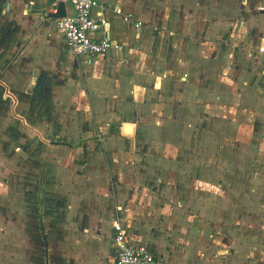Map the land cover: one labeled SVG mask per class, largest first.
Wrapping results in <instances>:
<instances>
[{
    "label": "crops",
    "instance_id": "crops-1",
    "mask_svg": "<svg viewBox=\"0 0 264 264\" xmlns=\"http://www.w3.org/2000/svg\"><path fill=\"white\" fill-rule=\"evenodd\" d=\"M97 1L115 46L88 56L50 0H0V264H112L115 220L160 264H264V0Z\"/></svg>",
    "mask_w": 264,
    "mask_h": 264
},
{
    "label": "built area",
    "instance_id": "built-area-1",
    "mask_svg": "<svg viewBox=\"0 0 264 264\" xmlns=\"http://www.w3.org/2000/svg\"><path fill=\"white\" fill-rule=\"evenodd\" d=\"M59 2L72 8V13L56 18V26L63 37L65 46L77 55H106L115 46L106 34L108 19L104 15L108 7L97 0H50L49 12L56 13ZM99 7V13L93 8ZM114 12L123 14L120 8ZM125 23L138 26L141 22L131 14H123ZM264 56V46L259 48ZM100 138V135H99ZM113 246L115 258L112 264H160L157 256L147 244L132 240L118 220L113 222Z\"/></svg>",
    "mask_w": 264,
    "mask_h": 264
},
{
    "label": "rangeland",
    "instance_id": "rangeland-1",
    "mask_svg": "<svg viewBox=\"0 0 264 264\" xmlns=\"http://www.w3.org/2000/svg\"><path fill=\"white\" fill-rule=\"evenodd\" d=\"M224 123H225V125H223V126H220V133L221 134H223V135H229V134H231V133H234V135L236 136V137H240L241 138V140H243V141H246L247 139H249V140H254L255 141V144H256V146L257 147H254V148H258V141H256V138H258V136H259V133H260V131H259V129H260V127H259V125H256L254 128L253 127H244V130H242V131H240V129L241 128H238V127H236L235 125L233 126V125H231V126H228V125H226L227 124V118H225V120H224ZM232 129V128H234L235 130H231V131H229V129ZM249 128H252V129H249ZM246 142H248V141H246ZM173 145L175 146L174 147V149H179V147H177V145H178V142H174L173 143ZM179 146V145H178ZM179 152V154H177V156H178V158H179V156L181 155V156H183L184 157V155H183V150H181V151H178ZM176 159H177V157H176ZM227 162L226 163H229V161H236V162H238L239 161V163L237 164V169H239V167H240V172H237V173H234V174H232V177H235V179H236V181L237 182H244V181H246V180H248V179H250V177H252L251 175H253V174H251L250 172V168H254V166L252 165L251 166V162H250V160H243V159H240V160H237V159H234V157L232 158V157H230V158H227ZM260 160H257L256 162H259ZM148 165V164H147ZM146 167H148V166H146ZM221 167H222V164H221ZM223 168L224 169H222L221 168V170H225L226 169V167L225 166H223ZM246 173V174H245ZM161 176H163L164 174H162V173H159ZM149 175H151V173L149 174ZM225 175H227L226 173H225ZM186 176H188L189 177V175H186ZM178 177L179 178H183V175L182 174H179L178 175ZM24 189H25V187H24ZM18 187H16V193L18 194ZM29 191H30V193L32 194V192H31V190L29 189ZM162 192V191H161ZM208 191L207 190H200L198 187H196V185H195V183L193 182V183H189L188 184V187H187V189L184 191V190H180V191H178V201H180V198L181 197H191V198H194L195 196H196V193H202V194H206ZM219 192V191H218ZM224 193L225 194H227V191H224ZM0 201H3V199H2V197L0 196ZM33 208H35L36 209V206H33ZM195 209V206L194 205H191V206H189L188 208H185V210H184V212L187 214V215H189V214H192L191 212H190V210L191 209ZM12 209H17V212L18 213H20V212H22V213H24V215L26 216V212L24 211V210H21V209H19V207H17V206H13V208ZM27 216H29V217H31V215H29V214H27ZM79 219H82V216L79 218ZM34 222V221H33ZM32 221H25V223L27 224H32L33 223ZM59 224H62V222H59ZM34 225H36L35 227H36V229H38L39 230V232L41 231V233L45 230L46 231V227L44 226V227H41L40 225H39V223H34ZM46 225H47V231H48V233L49 234H47V235H49V237L51 236V234H50V228H51V225H52V223L51 222H49V221H46ZM29 228H30V230H32L33 228H32V226L30 225V226H28ZM43 229V230H42ZM39 234V233H38ZM46 237H48V236H46ZM48 237V238H49ZM33 239V238H32ZM50 240H48V244H49V247H53V246H57V247H60V246H64V245H66L67 243H68V238L67 237H60V238H58L57 240L58 241H53V240H51V238H49ZM34 240V239H33ZM186 242L188 243V245H189V249H192V250H195V243H196V240H194L193 238H192V235L191 234H189L187 237H186ZM147 245H149L150 246V244L148 243ZM52 249V248H51ZM28 255H29V257H31V261L28 263V264H41L42 263V261H43V264H46V261L48 262V264H50L49 263V260L48 259H50V258H48V256H46V254H44V256H43V260H41L40 259V254L38 253H35L34 252V250H33V253L31 254V253H28ZM5 256V254H1L0 255V259H3V257ZM60 256H62V255H60ZM62 257H66V255H63ZM38 259V260H37Z\"/></svg>",
    "mask_w": 264,
    "mask_h": 264
},
{
    "label": "water",
    "instance_id": "water-1",
    "mask_svg": "<svg viewBox=\"0 0 264 264\" xmlns=\"http://www.w3.org/2000/svg\"><path fill=\"white\" fill-rule=\"evenodd\" d=\"M65 15V7L63 2H59L57 12L56 13H51L50 16L53 18H58L62 17Z\"/></svg>",
    "mask_w": 264,
    "mask_h": 264
},
{
    "label": "trees",
    "instance_id": "trees-1",
    "mask_svg": "<svg viewBox=\"0 0 264 264\" xmlns=\"http://www.w3.org/2000/svg\"><path fill=\"white\" fill-rule=\"evenodd\" d=\"M40 224V226L42 227V224L41 223H39Z\"/></svg>",
    "mask_w": 264,
    "mask_h": 264
}]
</instances>
